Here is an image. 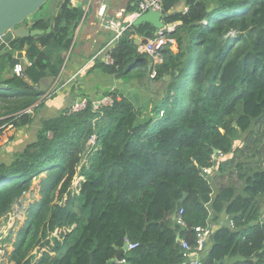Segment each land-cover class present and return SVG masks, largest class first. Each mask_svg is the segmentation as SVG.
Instances as JSON below:
<instances>
[{"label": "trees", "instance_id": "1", "mask_svg": "<svg viewBox=\"0 0 264 264\" xmlns=\"http://www.w3.org/2000/svg\"><path fill=\"white\" fill-rule=\"evenodd\" d=\"M49 1L30 25L45 32L15 38L11 50L0 55V134L7 126L32 123L27 109L49 99H41L44 90L36 85L60 75L73 46L83 13L73 0H61L55 15L44 14ZM181 1L187 10L171 12ZM136 11L137 3L127 9ZM163 15L166 24L182 23L167 32L178 51L166 44L162 61L154 65V80L163 87H150L151 58L131 39L155 37L158 29L147 22L124 31L110 50L114 63L94 66L140 79L149 94L158 95L159 101L143 102L147 114L118 90H109L104 95L113 96L111 105L95 110L90 100L85 110L65 109L46 120L37 139L10 162L0 163V217L34 177L47 173L42 197L19 231L14 264H89L91 253L106 264L126 238L138 245L114 264H190L179 237L194 244V227L208 222L218 225L209 262L264 264V214L257 201L264 194V170L244 174L242 193L233 185L217 190L213 185L222 175V161L236 151L235 134L252 131L264 118V0H163ZM23 50L28 66L5 77ZM168 74L172 78L163 81ZM76 176L83 180L73 193ZM56 192L67 194L65 204H53ZM185 194L186 228L173 223ZM222 214L233 219L234 229L220 223Z\"/></svg>", "mask_w": 264, "mask_h": 264}, {"label": "crops", "instance_id": "2", "mask_svg": "<svg viewBox=\"0 0 264 264\" xmlns=\"http://www.w3.org/2000/svg\"><path fill=\"white\" fill-rule=\"evenodd\" d=\"M77 1L79 0H73L74 3ZM60 3L61 0H52L49 6V15H55L59 11ZM82 3L84 8L82 19L75 35L71 53L68 56L60 75L55 80L48 78L41 81L39 85H36V87L44 90L43 93L45 94L51 89H55L56 92L54 96L47 99L43 105L38 107L34 114L39 111H44L46 118H49L48 116L50 114L55 118L61 115L65 109H68L77 99H79L80 95L96 94L95 96H103L102 94H104L105 90L109 91L112 89L118 90L119 93L132 101L134 105H137L138 102L140 103L141 101L139 100L140 91L147 90L145 86L142 85L140 79L130 77L128 79L133 80L136 84L133 82L134 86L125 92L122 87L123 77L110 75L101 71L99 68H94L97 62H105L104 54L99 52L105 49V47L114 40L117 34V28L108 26L106 22L117 21L122 27H127L126 29L131 28L133 25V19L135 18V12L128 13L127 9L136 6L137 0H84ZM208 4H210L209 8H212L213 5L211 2H208ZM186 10V3L181 1L171 10V12ZM37 17L38 15L32 17V20ZM181 24L180 21L169 23L166 24V28L173 27L174 30H176ZM123 33L118 40L122 37ZM131 39L134 44H136L134 40H144L142 36L137 34L132 35ZM117 41L112 44L111 48L116 45ZM136 45L139 46V44ZM22 52L21 57L17 56L20 58L19 63L14 66L12 72H9L10 69L6 70L4 72L5 77H10L14 73L22 74L24 72L29 63L26 58V51L23 50ZM2 53L3 52H1L0 55ZM26 80L30 84H33L29 78ZM150 99H152V97ZM227 216L228 215L226 214L221 215V224H227ZM211 224L214 229L218 226L215 222ZM211 242L212 237L210 238L209 245H211Z\"/></svg>", "mask_w": 264, "mask_h": 264}, {"label": "rangeland", "instance_id": "3", "mask_svg": "<svg viewBox=\"0 0 264 264\" xmlns=\"http://www.w3.org/2000/svg\"><path fill=\"white\" fill-rule=\"evenodd\" d=\"M51 2L52 0L49 1L46 8L44 7V14H49V6ZM234 34L235 33L233 32L232 35ZM172 49L175 52L178 51V47L177 49L174 47ZM70 53L71 50L67 53L66 60ZM151 80H154V78H151ZM133 82V80L128 79L127 77H123L122 87L125 92H127L126 90L134 86ZM164 84L161 86L163 87ZM52 90L53 89L49 90L48 93L50 91L52 92ZM106 91L107 90L104 91V94ZM95 95L87 94L85 95V97L88 99V101H95L101 96ZM156 97L152 95V98H155L157 99V101H159V96L157 95ZM149 98H151V95L149 94L148 90L140 91L139 100L141 101L140 103L138 102V104L135 106L142 111L143 116L148 113V109L143 106V102L145 101V104H147ZM0 105H2L1 101ZM152 107L153 104L148 108L150 109ZM34 112L35 110L30 113L33 118L35 117L31 124L20 127L7 126L4 129V132L0 134V163L10 162L14 158L16 153L22 151L28 143L36 140L39 132L43 128L44 122L54 117L50 114L48 116L49 118H46L44 111H39L35 113L36 115L34 114ZM234 148L236 149V151L234 152L235 155L234 153H232L228 155V158L225 159L226 161H222L223 172L221 173L222 175L220 177H217L216 182H214L213 184L215 190H217L220 186L233 185L235 186L237 193H242L244 182L246 179V175L244 174H250L256 170H264V118L254 123L252 131L237 132L234 136ZM83 161L85 162L86 158ZM240 162L242 163L241 166L239 165ZM46 176L47 173L43 172L38 177H34L30 189L25 191L26 193L23 192V194L14 202L10 211L7 212L4 216L0 217V264H14V261L11 260V255L18 240L19 231L25 225L27 218L29 217L30 207L33 204H36L42 197L41 180ZM71 192L76 193L75 185L71 189ZM55 194L56 195L53 204H65L64 201L67 199V194H64L63 196H60L57 192ZM257 201L259 203L260 211L264 214V194L259 196L257 198ZM261 217H264V215ZM56 234L57 233L54 232L52 235ZM37 249L38 246L31 251L30 255L36 253Z\"/></svg>", "mask_w": 264, "mask_h": 264}, {"label": "built area", "instance_id": "4", "mask_svg": "<svg viewBox=\"0 0 264 264\" xmlns=\"http://www.w3.org/2000/svg\"><path fill=\"white\" fill-rule=\"evenodd\" d=\"M159 11L163 13V0H137V11L134 13V17L137 18L140 15H142L143 13H146L148 11ZM104 12V11H103ZM207 20H205L203 23L207 24L206 22ZM32 23V17L28 18L25 22V24L27 26H30ZM106 24L110 27H116L117 28V34L114 38L113 41H111L107 47H105V49L101 50L99 53H103L105 56V62L108 64H112L114 63V59L112 58L111 54H110V50L112 47V44L118 40V38L121 36V34L123 33V31L127 28V27H122L121 24L117 21H109L108 23L106 22ZM172 30H174L173 27H168L164 29H161L159 31H157L156 35L154 38L152 39H148L147 42L145 43H141L138 46V50L141 53H145L147 55H149V57L151 58V64L149 66V74L151 78H155L157 72L156 69L154 68V65H156L157 63H160L162 61V55H161V50L162 48L166 45V44H170L171 48H176L177 49V42L174 38L172 37H168L167 36V32H171ZM115 90V89H112ZM53 92V93H52ZM52 92L50 91L49 93L47 92V94H44L42 96V98H50L52 95L55 94V89L52 90ZM113 103V96L111 95H103L101 97H99L97 100L93 101V108L95 110H100L102 109L104 106H108L111 105ZM89 104L88 99L85 97V95H80L79 99H77L69 108V112L73 113V112H79L82 110H85L87 108ZM28 113L32 112V109H27ZM93 139H95V137H93ZM94 142V140H93ZM85 160V158L83 159ZM84 162V161H83ZM82 164H86L87 160ZM212 168H206L205 172L206 173H210ZM77 176L74 179V185L76 188V192H79V186L81 181L83 180V176H78L77 180H76ZM76 180V182H75ZM73 185V187H74ZM26 193V192H25ZM184 209L180 208L173 216V223L175 225L181 226L186 228L187 227V222L184 219ZM228 226H230L232 229H234L235 225H234V221L230 216H227V224ZM195 230V242L194 244H191L188 240L183 239L181 237H179L180 239V245H181V249L183 251V257L185 259L186 262H189L190 264H221L219 262H209L208 261V253H209V241L210 238L213 235L214 232V227L212 226V224L210 222H208L207 225L203 226V225H198L194 227ZM57 233V231H56ZM125 241H127L128 245H129V250H132L134 248L137 247L138 243H133L130 242V240L128 238L125 239ZM124 261V260H122Z\"/></svg>", "mask_w": 264, "mask_h": 264}, {"label": "water", "instance_id": "5", "mask_svg": "<svg viewBox=\"0 0 264 264\" xmlns=\"http://www.w3.org/2000/svg\"><path fill=\"white\" fill-rule=\"evenodd\" d=\"M49 0H0V53L8 52L11 50L10 43L15 38L37 36L43 34L45 30L35 29L25 24L28 18L34 17L38 14L42 6L45 5ZM84 0H79L75 2L78 6L79 11L83 13V3ZM150 23L158 30L164 29L166 26L164 15L159 11H148L143 13L137 18L133 19L132 24L138 25L141 23ZM51 28L47 29L50 32ZM148 39L140 41L139 39L134 40L136 44H141L147 42ZM23 52H18V57L22 56ZM172 78V74H168L163 77V81H168ZM162 85V81L150 80V87ZM37 88V87H36ZM215 154L218 153V149H214ZM211 176L208 175V180ZM186 194L177 203V210L182 206L185 200ZM129 251V245L125 241L123 247L119 249L117 256L109 259L106 264H114L121 262L123 260V255L125 252ZM89 264H98L91 253V260Z\"/></svg>", "mask_w": 264, "mask_h": 264}]
</instances>
